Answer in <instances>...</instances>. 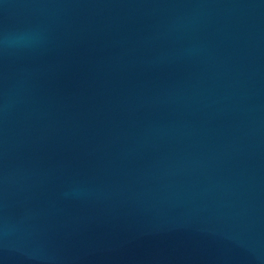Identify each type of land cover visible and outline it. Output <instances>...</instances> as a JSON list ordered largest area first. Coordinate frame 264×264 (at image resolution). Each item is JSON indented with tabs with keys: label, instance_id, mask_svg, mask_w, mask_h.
I'll return each instance as SVG.
<instances>
[{
	"label": "water",
	"instance_id": "water-1",
	"mask_svg": "<svg viewBox=\"0 0 264 264\" xmlns=\"http://www.w3.org/2000/svg\"><path fill=\"white\" fill-rule=\"evenodd\" d=\"M0 264H264V0H0Z\"/></svg>",
	"mask_w": 264,
	"mask_h": 264
}]
</instances>
